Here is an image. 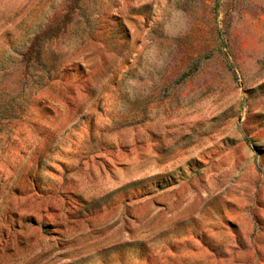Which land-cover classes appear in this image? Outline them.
<instances>
[{
  "label": "rangeland",
  "instance_id": "1",
  "mask_svg": "<svg viewBox=\"0 0 264 264\" xmlns=\"http://www.w3.org/2000/svg\"><path fill=\"white\" fill-rule=\"evenodd\" d=\"M0 264H264V0H0Z\"/></svg>",
  "mask_w": 264,
  "mask_h": 264
}]
</instances>
